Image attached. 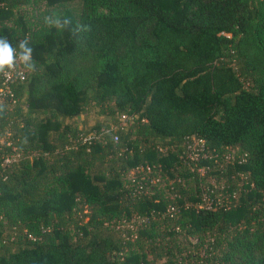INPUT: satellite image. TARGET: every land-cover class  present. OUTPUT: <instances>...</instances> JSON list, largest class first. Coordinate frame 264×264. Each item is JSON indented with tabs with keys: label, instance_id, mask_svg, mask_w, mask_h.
<instances>
[{
	"label": "trees",
	"instance_id": "16d2710c",
	"mask_svg": "<svg viewBox=\"0 0 264 264\" xmlns=\"http://www.w3.org/2000/svg\"><path fill=\"white\" fill-rule=\"evenodd\" d=\"M67 1L0 0V264H264V0Z\"/></svg>",
	"mask_w": 264,
	"mask_h": 264
},
{
	"label": "rangeland",
	"instance_id": "374dc122",
	"mask_svg": "<svg viewBox=\"0 0 264 264\" xmlns=\"http://www.w3.org/2000/svg\"><path fill=\"white\" fill-rule=\"evenodd\" d=\"M65 7L71 9V11L74 14H77L79 12V9H80V1L79 0H71V1L63 2L59 6L60 9L65 8ZM19 61L20 60L18 59L16 61V64L13 65V70H11V73H13L14 71H19V72L22 71V67H21ZM94 117H95V114L92 111H90V113H88L86 115L81 114V115L77 116L75 121L80 127L89 126V125L93 124ZM237 149H238V147H233V148H230L227 151H225V154H226L225 158L228 159L229 155L231 157L237 151ZM194 152H197V151L194 150ZM200 169H202V168H200ZM208 181L213 183V178H209ZM202 196H203V199H204V203L203 204H207L208 205L210 200L208 199L207 194L203 193Z\"/></svg>",
	"mask_w": 264,
	"mask_h": 264
},
{
	"label": "built area",
	"instance_id": "2783aa9c",
	"mask_svg": "<svg viewBox=\"0 0 264 264\" xmlns=\"http://www.w3.org/2000/svg\"><path fill=\"white\" fill-rule=\"evenodd\" d=\"M10 67H11V69H13V65L12 64H10ZM10 74H11V72H10V70L8 69L7 71H5V73H4V75H5V81L7 80V79H9V77H10ZM2 91V89H0V92ZM132 118V116L131 115H126V114H123V115H121L120 116V118H119V122H118V124H117V126L118 127H125L126 125H127V122L130 120ZM115 140L117 139V136L116 135H114V137H113ZM5 162H7V161H9L10 159L8 158V157H5Z\"/></svg>",
	"mask_w": 264,
	"mask_h": 264
}]
</instances>
